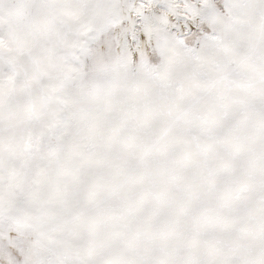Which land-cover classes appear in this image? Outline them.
Wrapping results in <instances>:
<instances>
[{"label":"snow or ice","instance_id":"1","mask_svg":"<svg viewBox=\"0 0 264 264\" xmlns=\"http://www.w3.org/2000/svg\"><path fill=\"white\" fill-rule=\"evenodd\" d=\"M0 264H264V0H0Z\"/></svg>","mask_w":264,"mask_h":264}]
</instances>
